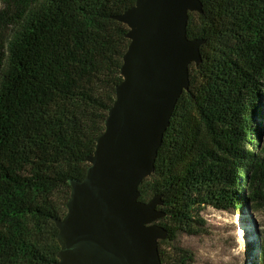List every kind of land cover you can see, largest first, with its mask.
<instances>
[{"label":"trees","instance_id":"trees-1","mask_svg":"<svg viewBox=\"0 0 264 264\" xmlns=\"http://www.w3.org/2000/svg\"><path fill=\"white\" fill-rule=\"evenodd\" d=\"M190 66L154 173L140 200L161 196L162 264H192L171 245L204 226L205 206L264 207V0H201ZM136 0H0V264H54L56 220L70 180H83L122 82L129 28L115 19ZM259 264H264V235Z\"/></svg>","mask_w":264,"mask_h":264},{"label":"water","instance_id":"water-1","mask_svg":"<svg viewBox=\"0 0 264 264\" xmlns=\"http://www.w3.org/2000/svg\"><path fill=\"white\" fill-rule=\"evenodd\" d=\"M201 0H136L116 20L128 26L122 82L83 180H70L67 213L56 220L60 251L54 264H162L156 224L161 196L140 200L156 169L177 103L190 88V66L203 62L202 39H190V13Z\"/></svg>","mask_w":264,"mask_h":264},{"label":"rangeland","instance_id":"rangeland-1","mask_svg":"<svg viewBox=\"0 0 264 264\" xmlns=\"http://www.w3.org/2000/svg\"><path fill=\"white\" fill-rule=\"evenodd\" d=\"M264 105V94L262 95ZM264 148V118L260 119ZM198 215L204 226L194 234H175L172 246L188 251L192 264H259L264 235V207L249 204L240 212L203 207Z\"/></svg>","mask_w":264,"mask_h":264}]
</instances>
